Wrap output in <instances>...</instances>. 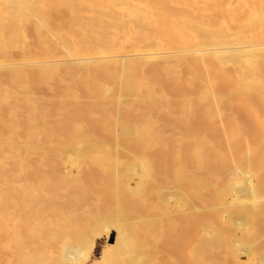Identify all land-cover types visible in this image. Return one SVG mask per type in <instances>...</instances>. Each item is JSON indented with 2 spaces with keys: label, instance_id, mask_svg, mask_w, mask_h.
<instances>
[{
  "label": "bare ground",
  "instance_id": "1",
  "mask_svg": "<svg viewBox=\"0 0 264 264\" xmlns=\"http://www.w3.org/2000/svg\"><path fill=\"white\" fill-rule=\"evenodd\" d=\"M106 191L104 264H264V0H0V264H87Z\"/></svg>",
  "mask_w": 264,
  "mask_h": 264
},
{
  "label": "rangeland",
  "instance_id": "2",
  "mask_svg": "<svg viewBox=\"0 0 264 264\" xmlns=\"http://www.w3.org/2000/svg\"><path fill=\"white\" fill-rule=\"evenodd\" d=\"M40 95H42L41 93H40ZM40 95H38L39 97H41ZM89 145H90V142H85V145H84V149H88V147H89ZM64 172V171H63ZM76 173L75 172H72V175H75ZM133 186H135V185H133ZM165 186L168 188V189H173L174 188V183L172 182V180L171 179H168L167 181H166V183H165ZM107 193H108V195H107ZM110 194L111 195H113L112 194V192L111 191H106V192H104V193H102L101 194V199L103 200H99V206L101 207V209H104L105 207V210H106V216H105V219L108 221L107 223H100L99 225V227H101V226H103V227H101V229H102V234H101V236L97 239V241H96V245H94V249H92V252H91V257H90V259L88 260V262H87V264H102L103 262H104V256L106 255V253L108 252L107 250L109 249V247H111V245L113 246L116 242H115V240H116V238H117V236H118V232H119V227H124V229L125 228H127V229H129V230H132V228H134V227H136V226H138L137 224L139 223H137L136 224V222H135V220H134V218L136 217L135 215H137V211H136V208H134L135 206L134 205H131V204H127V203H125V204H120L119 206H121V207H118L117 206V204H118V202L117 201H115V200H113V199H116V198H113V196H110ZM111 197V198H110ZM107 198V199H106ZM110 199V200H109ZM117 200V199H116ZM111 201H112V203H111ZM108 202H109V204H108ZM115 202V203H114ZM106 203V204H105ZM83 204V203H82ZM84 204H86V207H85V209L83 210L82 209V207L83 206H81L80 204H77V206H76V208H78V206H79V208L78 209H82L81 210V214L83 215V216H87L88 218H90V219H94V217L93 218H91L90 217V215H91V213L92 212H89V210H86V209H88L87 207H89L88 205H87V203H85L84 202ZM110 204H112V205H110ZM114 204V205H113ZM116 204V205H115ZM129 205H130V207H129ZM110 206H111V208H110ZM83 207V208H84ZM114 207V208H113ZM116 210V212L115 211H111V210ZM89 209H90V207H89ZM111 209V210H110ZM77 210V209H76ZM110 210V211H109ZM91 211V210H90ZM93 211V210H92ZM68 211H65V215H60L61 216V219H60V217H59V221H60V223L61 224H59L60 226H61V228L63 229L65 226H67L68 225V221L70 222V219L71 220H73V218L71 217V215L69 216V214L67 215L66 213H67ZM87 212V213H86ZM113 212H115V213H113ZM134 212H136V213H134ZM79 213V212H78ZM110 213H112V214H110ZM90 214V215H89ZM114 215H118V219H112V217L114 216ZM92 216V215H91ZM64 217V218H63ZM124 217V218H123ZM114 220L115 221V223L114 222H111L110 220ZM126 219V220H125ZM64 221H66V222H64ZM123 222L124 223H126V225L125 224H123ZM135 222V223H134ZM110 223V224H109ZM117 223V224H116ZM107 224V225H106ZM109 224V225H108ZM121 224H123L122 226H121ZM112 225V226H111ZM132 225L134 226V225H136V226H134V227H132ZM140 225V224H139ZM109 227V231L108 232H106L105 231V227ZM116 226V227H115ZM113 228V229H112ZM137 228H135L133 231H135ZM129 230H127L126 232L127 233H131V231L130 232H128ZM132 231V232H133ZM107 235H109V236H111V237H108ZM116 251V250H115ZM114 250H113V252H115ZM107 261V259H105V262ZM104 264V263H103ZM105 264H107V263H105Z\"/></svg>",
  "mask_w": 264,
  "mask_h": 264
}]
</instances>
